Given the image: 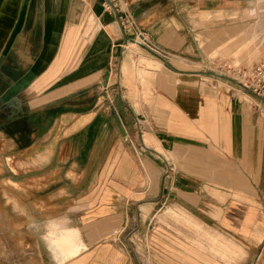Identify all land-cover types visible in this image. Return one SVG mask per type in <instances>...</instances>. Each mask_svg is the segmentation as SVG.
<instances>
[{"label": "crops", "instance_id": "1", "mask_svg": "<svg viewBox=\"0 0 264 264\" xmlns=\"http://www.w3.org/2000/svg\"><path fill=\"white\" fill-rule=\"evenodd\" d=\"M244 1L0 0V198L80 234L53 264H132L121 234L167 203L186 233L155 225L159 264H226L208 235L264 257V104L189 69L236 44Z\"/></svg>", "mask_w": 264, "mask_h": 264}, {"label": "rangeland", "instance_id": "2", "mask_svg": "<svg viewBox=\"0 0 264 264\" xmlns=\"http://www.w3.org/2000/svg\"><path fill=\"white\" fill-rule=\"evenodd\" d=\"M240 6H244L242 11L246 21L239 25L240 29L238 27L236 29L238 38L236 44H228L224 54L225 57L215 56L209 58L207 56V58H202L206 61L199 67L194 66L189 69L194 70V73L201 74L205 79H210V81H227L229 86L237 88L261 105L264 104V96L258 97L260 101L256 100L255 95L238 85L241 84L243 86V83L233 71L238 68H254L264 60V54H262L260 47L264 39V0H247L241 3ZM232 32L234 33V30L231 32L228 30V38L230 34H233ZM129 38L130 40L139 39L134 34L129 35ZM146 50L149 52L148 49ZM101 90H99V97L106 92ZM167 207H170L169 203L164 206L163 211L155 218L154 214L156 212H153L152 216L147 217L141 228L133 225L131 234L127 235L128 229L121 234V237L125 236V240L128 243L132 264L161 263L162 256H165V253L155 245V236L157 235L155 225L158 226V230L162 228L166 231V234H164L166 238L170 237L173 240L184 239L180 232L185 234L186 230L176 223L178 219H173L168 213H164ZM41 208L42 204L29 195H21L18 201L11 197L0 198V264H53L49 249L53 256L54 251H67L70 255L78 253L80 248L74 242V239L77 236V239L80 240V234L77 232H49V229H57V227H48L50 224L48 215L44 217ZM196 217L201 219L199 221L203 225L207 222L199 216ZM207 224L210 223L207 222ZM133 228L134 230L132 231ZM206 237L211 245L219 242L220 245L224 246L219 249L211 248L209 251L220 254L222 260L227 262L226 264H264V257H260L263 251L261 247L257 249L246 248L252 245L249 241L250 238H243L241 242L243 249L240 250L229 247L228 243L218 241L219 239L211 235ZM71 243L74 244V252L73 249H56L53 247H63ZM50 245L52 246L51 248H49ZM213 259L217 262L219 260L217 257ZM219 261L222 262L221 264L225 263L221 260Z\"/></svg>", "mask_w": 264, "mask_h": 264}, {"label": "built area", "instance_id": "3", "mask_svg": "<svg viewBox=\"0 0 264 264\" xmlns=\"http://www.w3.org/2000/svg\"><path fill=\"white\" fill-rule=\"evenodd\" d=\"M108 8H110V5ZM118 21L124 33H128L129 35L134 34L141 40V43L139 44L140 46L145 47L160 58H167V54L164 50L160 49L148 40L146 33L139 28L131 13L128 12L125 13L123 17H118ZM128 41L129 40H127V42ZM233 73L237 75L240 81H242V85L246 87L250 93L258 97L264 96V60L261 64L256 65L254 68H238L233 71ZM168 169L171 171L172 166H168Z\"/></svg>", "mask_w": 264, "mask_h": 264}, {"label": "water", "instance_id": "4", "mask_svg": "<svg viewBox=\"0 0 264 264\" xmlns=\"http://www.w3.org/2000/svg\"><path fill=\"white\" fill-rule=\"evenodd\" d=\"M137 13V12H136ZM136 13L134 14L135 16H136ZM240 87H243V88H245L246 89V91L248 90L246 87H244V86H241V84H238ZM120 128L122 129V126L120 125Z\"/></svg>", "mask_w": 264, "mask_h": 264}, {"label": "bare ground", "instance_id": "5", "mask_svg": "<svg viewBox=\"0 0 264 264\" xmlns=\"http://www.w3.org/2000/svg\"><path fill=\"white\" fill-rule=\"evenodd\" d=\"M134 43L140 44V43H141V40H140V39H138V40H135V42H134Z\"/></svg>", "mask_w": 264, "mask_h": 264}]
</instances>
